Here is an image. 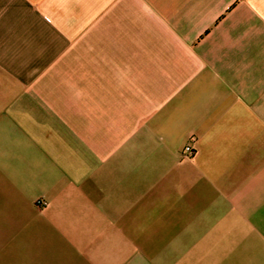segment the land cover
<instances>
[{
    "label": "crops",
    "instance_id": "0c3cea01",
    "mask_svg": "<svg viewBox=\"0 0 264 264\" xmlns=\"http://www.w3.org/2000/svg\"><path fill=\"white\" fill-rule=\"evenodd\" d=\"M0 264H264V0H0Z\"/></svg>",
    "mask_w": 264,
    "mask_h": 264
},
{
    "label": "built area",
    "instance_id": "2783aa9c",
    "mask_svg": "<svg viewBox=\"0 0 264 264\" xmlns=\"http://www.w3.org/2000/svg\"><path fill=\"white\" fill-rule=\"evenodd\" d=\"M194 153H195V151H194L193 147L191 146V144H189L183 149L182 156L183 157H192L194 155ZM39 204L40 205L45 204V202L39 201Z\"/></svg>",
    "mask_w": 264,
    "mask_h": 264
},
{
    "label": "rangeland",
    "instance_id": "374dc122",
    "mask_svg": "<svg viewBox=\"0 0 264 264\" xmlns=\"http://www.w3.org/2000/svg\"><path fill=\"white\" fill-rule=\"evenodd\" d=\"M40 202H43V201H40ZM37 204L40 205V204H39V201L37 202ZM45 204H46V202H45ZM45 204H41V205H45Z\"/></svg>",
    "mask_w": 264,
    "mask_h": 264
}]
</instances>
